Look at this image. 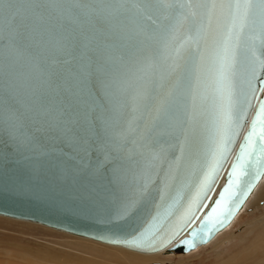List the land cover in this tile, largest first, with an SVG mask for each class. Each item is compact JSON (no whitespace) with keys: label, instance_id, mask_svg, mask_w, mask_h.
I'll use <instances>...</instances> for the list:
<instances>
[{"label":"snow or ice","instance_id":"1","mask_svg":"<svg viewBox=\"0 0 264 264\" xmlns=\"http://www.w3.org/2000/svg\"><path fill=\"white\" fill-rule=\"evenodd\" d=\"M258 94L264 0H0V190L90 202L103 189L118 219L151 205L148 225L113 243L156 252L255 108L211 212L170 249L187 251L264 175Z\"/></svg>","mask_w":264,"mask_h":264},{"label":"water","instance_id":"2","mask_svg":"<svg viewBox=\"0 0 264 264\" xmlns=\"http://www.w3.org/2000/svg\"><path fill=\"white\" fill-rule=\"evenodd\" d=\"M258 97L264 98V94H258ZM255 103L256 102H254V104ZM254 112L255 108H253V111L248 114V123L244 125V129L241 131L239 139H237L235 145L232 147L231 155L228 158V164L224 166L223 171L219 174L215 183L212 185L211 191L207 193V198L203 199L202 203H198V205H192L194 214H190L191 219L185 217V219H187V225L182 231H180L178 236L183 232L188 231L189 236L187 238H189V229L192 227L199 228L201 226V221H203L211 212L214 201L219 198L220 191L226 183L225 177L231 163L238 153L239 145L243 141L249 125L254 118ZM262 177L263 175L260 177L259 181ZM219 182H221L220 185ZM257 183L254 184L252 190ZM193 194H195V190H193ZM248 196L245 198L244 202L247 200ZM109 199V193L103 189L97 193L92 201L84 202L80 200L74 201L67 194H61L59 192L37 196L13 191L8 187L0 190V215L31 220L56 229L117 244L113 243V241L118 238L129 239L145 228L150 222L151 216L154 214L151 205H142L132 215L123 219H118L107 210V201ZM197 207L198 210H196ZM239 209L236 210L231 219L222 228L213 232L206 240L195 242L194 246L188 250L194 249L197 245L208 243L218 231L227 227L231 223ZM101 237H103V239H101ZM177 237L173 241H175ZM119 245L139 250L129 245ZM176 250L185 251V248L180 247Z\"/></svg>","mask_w":264,"mask_h":264},{"label":"rangeland","instance_id":"3","mask_svg":"<svg viewBox=\"0 0 264 264\" xmlns=\"http://www.w3.org/2000/svg\"><path fill=\"white\" fill-rule=\"evenodd\" d=\"M261 200L258 202L259 204L257 203V205L255 204L242 210L243 212L241 211L238 214L232 225L209 246L205 245L188 251H172L169 249L157 255L158 259L151 262V264H264V251L259 250L264 248V243L262 240L258 241V239L262 238L264 233V220L261 216V214H264V199ZM78 239H80V237L74 236L73 234H65L64 232L54 231V229L42 225L0 216V250L8 248L13 251L14 249L13 255L20 250H18V247H22V245L27 249L31 247V250H33L32 248L36 249V246L47 245L46 247L52 251V247L66 245L73 247V249H79V251L81 250L82 252L98 254L100 251L76 243L75 241ZM108 251L110 253H107V255L113 256L111 257L113 260H118L121 264H129L116 250L113 251V248L108 249ZM252 251L254 253L257 252V255H253ZM1 253L3 254V251L0 252L2 256H0V259H2L3 256L5 257V255ZM88 254L87 256L90 258H85L81 253L74 251L71 255L76 257L74 261L83 259L95 260L92 258V254ZM142 255L150 256L154 254ZM10 258L15 262H22L25 260L23 263L28 262L29 264L33 261L31 257L24 259L18 257V260L17 256L14 255ZM133 261H135L134 258ZM144 264H146V262H144Z\"/></svg>","mask_w":264,"mask_h":264},{"label":"bare ground","instance_id":"4","mask_svg":"<svg viewBox=\"0 0 264 264\" xmlns=\"http://www.w3.org/2000/svg\"><path fill=\"white\" fill-rule=\"evenodd\" d=\"M220 184H221V182H219V185ZM261 199L262 200L264 199V175L261 178V180L256 184V186L254 187L252 192L249 194L247 200L241 206V208L239 209V211L237 212V214L235 215V217L231 221V223L227 227H225L222 230L218 231L208 243L197 245L195 248L203 247L205 245L209 246L212 242L215 241V239L220 237L221 234L224 233L229 226L232 225V223L236 220L238 214L242 210L247 209L248 207H251V206H253L255 204L257 205V203ZM0 216L11 218V219L13 218V219H16V220L27 221V222H31V223H34V224L42 225V226L47 227V228L54 229V231L57 230V231H60V232H64L65 234L67 233V234H73L74 236L76 235V236L80 237V239L75 241L76 243L86 245V246H88V247H90L92 249L100 250L98 252V254H96V253H91V252H82L81 250L79 251V249H76V248L73 249V247L66 246V245H63V246L62 245L61 246L60 245H58V246L55 245L56 247H52V251H50L49 248L46 247L47 245L46 246L41 245L39 247L36 246V249L32 248L33 250H31V247L29 248L30 249L29 250V249L25 248L23 245H22V247L19 246L18 250L19 249L20 250L17 251V252L15 251L16 253L14 252L15 253L14 255L17 256V258L19 257V258H22V259L31 257L33 261L30 264H117V263H120L118 260H113L111 258L113 256H108L107 255V253L108 254L110 253L108 251V249H112V248H113V251L116 250L118 252V254L120 256H122V258L124 260H126L129 264H144V262H146V264H151V262H153V261L158 259L157 255L168 251L169 249L172 248L173 244H175L179 240H181L183 238H187L189 236L188 231H185L180 236H178L175 241H173L170 245H168L167 248L158 250L156 252H146V251H139V250H135V249H132V248H128L126 246H122V245H119V244H112V243L96 240V239H93V238H90V237H87V236H82V235L71 233V232H68V231H65V230L56 229V228L47 226L45 224H42V223H39V222H35V221H31V220L19 219V218H14V217L5 216V215H0ZM261 216H262V219L264 220V214L263 215L261 214ZM259 240H262L263 243H264V233L262 235V238L258 239V241ZM253 248H255V247H253ZM259 250L264 251V248H261ZM1 251H3V254L5 255V257L3 256L4 259L3 258L0 259V264H29L27 261H26L27 263H23V261L25 262V260H23L22 262L12 261L10 257L14 256L13 255L14 249H13V251H11L8 248H4V249L0 250V252ZM73 251L77 252V253H81L82 256L85 257V258H88L89 256H87V255H89L88 253H90V255L92 254L91 255L92 258L95 259V260L83 259V260L74 261V258H76V257L71 255V254H73ZM256 253H254L252 251L253 255H257ZM103 254H105V255H103ZM142 254H154V255L148 256V255H142ZM19 258H18V260H19ZM119 258H121V257H119ZM133 258L135 259V261H133ZM126 261H124V262H126ZM114 262H116V263H114Z\"/></svg>","mask_w":264,"mask_h":264}]
</instances>
